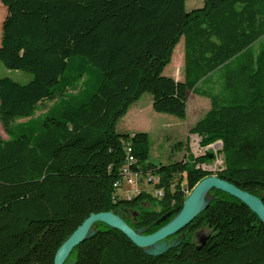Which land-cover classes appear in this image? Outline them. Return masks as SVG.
I'll return each mask as SVG.
<instances>
[{"label": "trees", "instance_id": "1", "mask_svg": "<svg viewBox=\"0 0 264 264\" xmlns=\"http://www.w3.org/2000/svg\"><path fill=\"white\" fill-rule=\"evenodd\" d=\"M1 2L7 15L0 62L32 79L22 84L0 76V124L8 135L0 138V264H54L61 244L94 213L121 210L133 228L155 232L212 175L198 167L211 162V150L191 162L158 165L149 160L148 133L117 132L145 93L156 112L182 119L190 93L208 97L210 109L189 134L202 146L222 142L225 168L217 176L264 201V43L255 49L264 38V0H203L191 11L186 0ZM182 38L180 81L163 73ZM217 71L221 93L201 89ZM86 76L93 82L81 100L28 128L38 105ZM20 119L28 121L15 127ZM129 154L143 178L160 177L161 199L118 193L114 184ZM212 193L216 199L182 231L181 245L161 256L145 254L121 231L98 223L97 234L75 247L68 261L264 264V223L240 200ZM146 201L158 209L149 210ZM202 229L209 238L198 247L194 235Z\"/></svg>", "mask_w": 264, "mask_h": 264}, {"label": "rangeland", "instance_id": "2", "mask_svg": "<svg viewBox=\"0 0 264 264\" xmlns=\"http://www.w3.org/2000/svg\"><path fill=\"white\" fill-rule=\"evenodd\" d=\"M185 5L186 10L191 11L202 7L204 2L203 0H186ZM262 43H264V38L255 45V49H258ZM184 52V39L182 38L174 49L171 61L164 69L163 74L165 76L175 79H182L184 77ZM0 76L10 77L22 84H26L32 79L31 73L8 69L1 62ZM92 82L93 79L86 76L84 79L76 82L75 87L68 88L65 93L58 95L54 100L45 101L38 105L34 110L32 122L28 124V128L34 129L47 116H57L68 105L77 103L90 90ZM199 86L208 92L221 93L223 88L221 71L211 74ZM210 107L211 101L208 97L192 92L188 96L187 116L185 119H182L170 114L156 112L152 107V96L145 93L130 106L127 114L119 120L116 130L119 133H148L150 137L149 160L158 165L171 164L181 160H189L191 162L193 156H205L211 150L214 153V157L210 158L211 162L200 164L198 167L211 172L212 175H217L218 172L225 168V155L222 152V142L218 141L209 146H202L199 136L189 134V128L204 117ZM24 121L27 122L28 120H18L15 123V127H17L18 122ZM27 131L31 133L30 130ZM0 138H8L1 124ZM141 192L152 195L151 184L146 179H139L136 187L125 185L118 190V193L124 197L136 196ZM143 204L144 206L147 205L149 210L158 209L157 204H149L147 201ZM207 233L209 231L204 229L202 235H206Z\"/></svg>", "mask_w": 264, "mask_h": 264}, {"label": "water", "instance_id": "3", "mask_svg": "<svg viewBox=\"0 0 264 264\" xmlns=\"http://www.w3.org/2000/svg\"><path fill=\"white\" fill-rule=\"evenodd\" d=\"M222 191L240 200L248 206L264 223V201L246 190L239 188L234 183L222 179L217 175H210L201 180L191 191L185 200L182 209L174 216L172 212L164 215L153 226L163 222L166 224L152 233H148L151 227L133 228L124 218V212L108 211L91 214L84 222L61 244L54 264H76L73 260L68 261L72 251L88 239L94 237L97 232L98 223L106 224L125 234L137 247L150 256H161L170 249L181 245L184 235L175 237L202 214L216 199L213 190ZM209 236H204L198 247L205 245ZM68 261V262H67Z\"/></svg>", "mask_w": 264, "mask_h": 264}, {"label": "built area", "instance_id": "4", "mask_svg": "<svg viewBox=\"0 0 264 264\" xmlns=\"http://www.w3.org/2000/svg\"><path fill=\"white\" fill-rule=\"evenodd\" d=\"M131 152V148H128V153ZM135 158L131 154L128 155V160L126 165L122 169V179L118 180L114 186L116 188H122L125 185L136 187L138 185V180L143 178L138 170H134L131 165L135 163ZM152 187V196L161 199L164 196V190L158 187V183L160 182V177L158 175L149 174L147 177H144ZM126 198H131V196H127Z\"/></svg>", "mask_w": 264, "mask_h": 264}, {"label": "crops", "instance_id": "5", "mask_svg": "<svg viewBox=\"0 0 264 264\" xmlns=\"http://www.w3.org/2000/svg\"><path fill=\"white\" fill-rule=\"evenodd\" d=\"M7 15V9L6 7L3 5V3L1 2L0 0V44H1V41H2V24H3V21L5 19ZM184 77L182 79H176V80H183Z\"/></svg>", "mask_w": 264, "mask_h": 264}, {"label": "flooded vegetation", "instance_id": "6", "mask_svg": "<svg viewBox=\"0 0 264 264\" xmlns=\"http://www.w3.org/2000/svg\"><path fill=\"white\" fill-rule=\"evenodd\" d=\"M145 207L148 208L147 205H145ZM202 233H204V229L199 230V231H197V232L195 233V235H194V242H195L196 244H198V242H199L204 236H206V235H202ZM179 235H184V239H185V234L182 233V232H180V233H179L178 235H176L175 237H178ZM184 239H183V240H184Z\"/></svg>", "mask_w": 264, "mask_h": 264}]
</instances>
